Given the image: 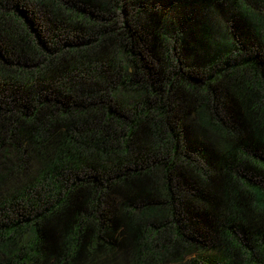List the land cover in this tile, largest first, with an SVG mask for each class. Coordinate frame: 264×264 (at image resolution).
<instances>
[{
	"label": "trees",
	"instance_id": "obj_1",
	"mask_svg": "<svg viewBox=\"0 0 264 264\" xmlns=\"http://www.w3.org/2000/svg\"><path fill=\"white\" fill-rule=\"evenodd\" d=\"M0 264H264V0H0Z\"/></svg>",
	"mask_w": 264,
	"mask_h": 264
}]
</instances>
